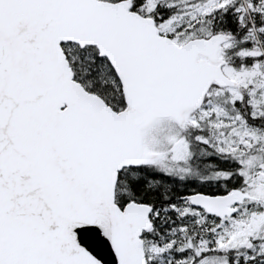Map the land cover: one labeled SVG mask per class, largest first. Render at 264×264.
<instances>
[{
	"label": "snow or ice",
	"instance_id": "obj_1",
	"mask_svg": "<svg viewBox=\"0 0 264 264\" xmlns=\"http://www.w3.org/2000/svg\"><path fill=\"white\" fill-rule=\"evenodd\" d=\"M0 264H264V0H0Z\"/></svg>",
	"mask_w": 264,
	"mask_h": 264
}]
</instances>
